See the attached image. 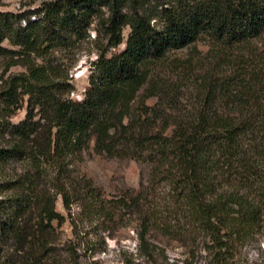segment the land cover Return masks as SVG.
I'll list each match as a JSON object with an SVG mask.
<instances>
[{
    "label": "trees",
    "instance_id": "obj_1",
    "mask_svg": "<svg viewBox=\"0 0 264 264\" xmlns=\"http://www.w3.org/2000/svg\"><path fill=\"white\" fill-rule=\"evenodd\" d=\"M92 32L97 57L75 100L65 54ZM201 39L213 51L188 106L137 102L153 67ZM3 58L25 72L0 90V171L13 170L0 180V234L29 256L67 221L118 229L130 218L146 256L155 233L202 243L211 264L264 238V0H46L0 11ZM93 139L97 153L139 164L138 190L109 197L81 172Z\"/></svg>",
    "mask_w": 264,
    "mask_h": 264
},
{
    "label": "rangeland",
    "instance_id": "obj_2",
    "mask_svg": "<svg viewBox=\"0 0 264 264\" xmlns=\"http://www.w3.org/2000/svg\"><path fill=\"white\" fill-rule=\"evenodd\" d=\"M44 1L46 0H0V11L22 12L38 7ZM128 33L129 30L125 29L124 35L127 36ZM94 34L92 32V41L81 44V50H76L75 56L65 54V70L69 71L71 83L75 87L71 94L75 100L82 99L89 85L91 63L97 57L96 49L99 45L94 42ZM123 49L124 46H121L118 51ZM211 49L212 45L206 39H201L190 47L169 54L161 64L152 68L149 82L137 102L142 103L145 97L154 93L155 97L145 100L147 106L153 107L158 103L167 114H173L169 102L172 98L179 109H184L191 97L197 94V81L206 72L202 64L211 57ZM73 60L76 63L71 67ZM8 63L9 60L0 59V90L10 76L25 72L21 66L8 69ZM139 105L137 103L135 109ZM25 116L26 111L23 109L12 121L19 123ZM79 167L109 197L139 188V164L131 159L112 158L97 153L94 139L83 152ZM11 169L0 171V180L12 175ZM14 170L21 171V165H16ZM56 209L67 215L61 198L58 199ZM53 225L54 228L44 234L45 248L34 256H29L28 250L22 251L20 244L6 234H0V264H211L213 260L204 251L202 243L185 244L155 233L149 238L154 252L151 257L146 256L141 251L137 224L130 218L120 222L121 227L118 229L115 226L103 229L98 225L85 223L74 230L69 221L62 227L58 222ZM228 264H264V238L260 237L239 248Z\"/></svg>",
    "mask_w": 264,
    "mask_h": 264
}]
</instances>
